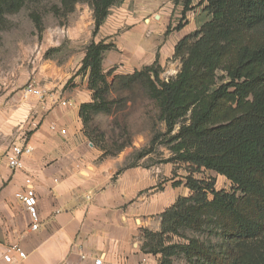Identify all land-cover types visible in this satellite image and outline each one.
<instances>
[{
    "label": "trees",
    "instance_id": "16d2710c",
    "mask_svg": "<svg viewBox=\"0 0 264 264\" xmlns=\"http://www.w3.org/2000/svg\"><path fill=\"white\" fill-rule=\"evenodd\" d=\"M40 1L0 0V24L26 3ZM86 1L95 36L110 9L123 0ZM193 1L173 0L182 6L181 19ZM76 3L59 0L53 11L65 17ZM198 6L207 20L175 44L172 57L180 68L166 81L160 79L157 61L131 74L114 75L113 69L102 68L113 44L91 42L85 48L76 73L87 76L91 93L78 111L82 132L101 152L100 160L114 157L131 145L127 138L111 148L127 132L115 123L121 135L110 139L95 118L105 114L117 119L128 103L147 100L165 132L155 133L148 148L126 159L116 175L163 146L170 154L163 163L186 171L172 186L183 185L187 195L177 197L160 215L159 232L143 230L142 252L157 257V264H174L178 256L191 264H264V0H200ZM30 17L41 33L40 17ZM181 28L179 23L172 31ZM170 31L167 27L166 34ZM201 170L225 178L232 190L218 191L213 180L196 179ZM186 231L202 238L187 237Z\"/></svg>",
    "mask_w": 264,
    "mask_h": 264
},
{
    "label": "crops",
    "instance_id": "0c3cea01",
    "mask_svg": "<svg viewBox=\"0 0 264 264\" xmlns=\"http://www.w3.org/2000/svg\"><path fill=\"white\" fill-rule=\"evenodd\" d=\"M176 43L172 39L164 47L173 51ZM2 63L0 264L6 256L14 264H94L97 259L101 264H157V257L142 252V232L160 231V215L177 197L187 195L183 185L162 184L161 170L154 166L116 175L124 156L100 160L101 152L85 138L78 114L80 105L90 101L87 76H75L74 86L64 89V73L50 69L52 81L42 86L32 81L46 95L24 99L19 90L23 77ZM126 67V74L135 70ZM22 142L32 152L21 158V169L12 170L5 154ZM27 178L37 198L36 231L30 230L29 217L15 197ZM12 246L25 258L11 253Z\"/></svg>",
    "mask_w": 264,
    "mask_h": 264
},
{
    "label": "rangeland",
    "instance_id": "374dc122",
    "mask_svg": "<svg viewBox=\"0 0 264 264\" xmlns=\"http://www.w3.org/2000/svg\"><path fill=\"white\" fill-rule=\"evenodd\" d=\"M198 1H193L192 9L181 19L182 6L174 5L173 0H123L110 9L108 17L95 36H92V10L86 0H77L74 11L65 17L56 15L53 11L60 7L59 0H41L36 4L28 2L17 14L6 16L3 24H0V63L3 62L6 70L15 69L18 76L23 77L24 83L35 81L41 86L52 81L50 69L63 72L61 79L64 89H70L74 86L78 71L76 68L81 64L80 59L82 53L85 54V48L91 42L104 41L114 45L113 50L104 54V72L113 69L114 75H126L127 70L130 71L126 66L139 70L157 61L161 70L160 79L166 81L177 74L180 63L173 59L171 48L167 46L166 49L164 46L172 39L178 42L207 20L206 13L198 6ZM31 14L40 17L41 33L37 32ZM168 14L169 20L166 21L165 16ZM179 23L182 28L172 31ZM167 27L171 30L168 34ZM116 118L100 114L95 118V124L110 139L121 135L115 123L126 130L128 137L124 135L111 147L115 150L127 138L130 139L131 145L116 155L124 156V162L139 150L147 149L155 133L165 132L164 124L158 122L152 104L145 99L137 98L131 105L128 103ZM169 157L168 150L157 145L153 153L134 164L141 167L154 166L161 170L162 184L167 181L177 182L183 179L186 171L173 164H164L163 161ZM132 162L130 159L127 164ZM194 177L198 180H213L214 188L218 191L232 190L231 184L225 178L213 172L201 170ZM184 234L187 237L202 238L189 231ZM207 237L209 236L205 235L203 240L207 241ZM210 239L215 242L213 237ZM173 241L186 243L178 238ZM174 264L191 263L183 256H178L174 258Z\"/></svg>",
    "mask_w": 264,
    "mask_h": 264
},
{
    "label": "built area",
    "instance_id": "2783aa9c",
    "mask_svg": "<svg viewBox=\"0 0 264 264\" xmlns=\"http://www.w3.org/2000/svg\"><path fill=\"white\" fill-rule=\"evenodd\" d=\"M19 90L21 92L22 98L24 99L31 96L43 98L46 95V92L36 87L32 82L25 83ZM61 104L65 105V102H61ZM62 133L64 132L62 131ZM31 152L32 149L26 142H22L19 144L16 143L12 144L5 154V161L7 163V166L12 170L21 169L22 167L21 158L25 155L31 154ZM24 183H25V188L23 192L21 193L18 192L15 195V197L22 203L29 217L30 230L36 231L39 226V219L37 213V198L34 190L31 188V180L27 178L24 181ZM10 252L16 253L20 259L25 258V254L17 246H12L10 248ZM4 260H5L4 264H14L9 256H6ZM94 264H101V260L100 259L95 260Z\"/></svg>",
    "mask_w": 264,
    "mask_h": 264
},
{
    "label": "water",
    "instance_id": "95a60500",
    "mask_svg": "<svg viewBox=\"0 0 264 264\" xmlns=\"http://www.w3.org/2000/svg\"><path fill=\"white\" fill-rule=\"evenodd\" d=\"M156 19L158 18V16L155 17Z\"/></svg>",
    "mask_w": 264,
    "mask_h": 264
}]
</instances>
